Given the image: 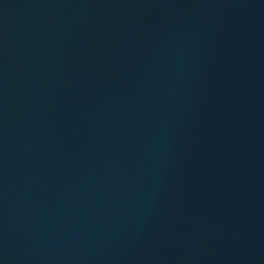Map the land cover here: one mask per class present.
Masks as SVG:
<instances>
[{
    "label": "water",
    "instance_id": "obj_1",
    "mask_svg": "<svg viewBox=\"0 0 264 264\" xmlns=\"http://www.w3.org/2000/svg\"><path fill=\"white\" fill-rule=\"evenodd\" d=\"M0 264H264V0H0Z\"/></svg>",
    "mask_w": 264,
    "mask_h": 264
}]
</instances>
